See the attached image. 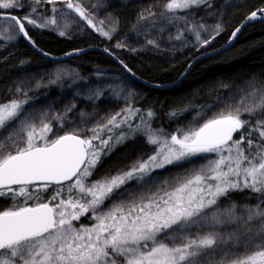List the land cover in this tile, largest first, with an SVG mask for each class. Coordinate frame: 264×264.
I'll return each instance as SVG.
<instances>
[{"label": "snow or ice", "instance_id": "snow-or-ice-1", "mask_svg": "<svg viewBox=\"0 0 264 264\" xmlns=\"http://www.w3.org/2000/svg\"><path fill=\"white\" fill-rule=\"evenodd\" d=\"M106 6L107 0L92 5ZM64 8L109 40L119 27L112 13L107 29L105 20L95 23L96 14L79 0H0V10H12L0 11V47L23 36L42 51L26 23L66 36L79 21ZM201 8L207 16L221 14L207 11L213 0H155L137 9L131 26L140 48L128 45L127 35L115 47L174 52L189 46V35L206 47L223 27L197 20ZM258 14L264 8L247 19ZM65 75L77 83L78 73L61 69L47 85L43 78L33 83L28 75L18 77L0 100V264H264V82L246 81L239 100L229 91L212 103L178 102L169 119L195 112L169 132L154 126L156 111L137 106L135 90L118 76L95 83L79 77L85 82L61 111L36 106L39 98L30 93ZM76 97L90 101L91 111L76 110ZM102 97L124 103L98 116ZM141 142L151 147L145 151ZM125 145L115 171L99 172L104 159ZM234 192H247L245 199L255 203L238 204Z\"/></svg>", "mask_w": 264, "mask_h": 264}, {"label": "trees", "instance_id": "trees-1", "mask_svg": "<svg viewBox=\"0 0 264 264\" xmlns=\"http://www.w3.org/2000/svg\"><path fill=\"white\" fill-rule=\"evenodd\" d=\"M154 2L155 0H107V6L97 10L92 7L96 0H79V3L96 14L95 23L97 24L105 20L108 13L119 18V27L113 33L111 40L87 26L86 22L81 20L76 13L66 8L64 11L69 12L79 21V26L72 24L66 36L61 37L57 31L36 28L26 23V28L38 49L49 53V56L62 58L67 56V53L90 47L108 48L114 56L119 57V60L122 59L132 68L136 73L135 76L145 84L134 79L104 52L89 51L62 62L48 60L33 51L20 36L8 46L0 47V100L6 98V89L12 86L18 77L28 75L32 77L33 83L43 78V83L47 85L48 78L57 69L65 70L69 74L78 73V77H75L76 84H73L74 75H65V78L58 84L41 87L30 93L39 98L36 106L51 104L53 111H61L65 104L72 101L73 89L85 82L79 77L95 83L97 79L114 80L118 76L127 88L135 90L137 106H150L156 111L154 126H162L166 131L171 132L178 126H184L192 119L195 112L193 109L185 112L178 120L169 119L167 115L169 109L178 102L181 104L191 102L197 105L212 103L217 96L226 97L229 91L234 93L236 100H239L243 93L238 89L248 90L246 81L255 77L264 82V20L258 19L251 22L242 30L235 43L223 50L232 41V32L244 24L251 11L264 8V0H213V8L207 11L221 9V14L216 16H207L203 8L196 10L198 19L204 17V22L209 25L220 22L223 27V31L206 47L197 46L194 37L189 35V46L174 52L147 49L132 52L128 48L117 49L116 42L124 40L125 35L128 36L126 41L128 45L140 48V43L131 32V26L135 23L137 9ZM159 2L163 4L164 0H159ZM59 6L63 7L62 4ZM45 7L49 9L48 14L50 15L51 6L45 5ZM0 11L11 12L12 10ZM258 15L264 16V14ZM0 23L5 24V21L0 20ZM107 27L108 21L105 20V28ZM202 35H208V33H202ZM164 47L167 48L169 45L165 44ZM21 60L27 62L21 65ZM97 72L104 75L97 77ZM186 73H188L186 78L177 84ZM222 83L230 84L231 88L224 89L221 86ZM69 85L72 87L69 88ZM107 95L106 91L105 96ZM96 103L100 108L97 115L103 116L106 112L119 108L124 101L102 97ZM26 107L31 108L33 105L29 104ZM79 109L91 111V102L82 97H76V110ZM69 116H75V110L69 113ZM242 118L249 119L248 114L245 113ZM252 119L254 122L255 118ZM238 136L239 133H236L234 138ZM141 144L146 145L143 142ZM126 148L127 145L117 148L104 159L98 171H115V162L122 161ZM247 195V192H234L232 199L238 204L245 202L254 204L255 200L245 199ZM4 206L3 198H0V208ZM81 221L88 222L85 217H82Z\"/></svg>", "mask_w": 264, "mask_h": 264}, {"label": "water", "instance_id": "water-1", "mask_svg": "<svg viewBox=\"0 0 264 264\" xmlns=\"http://www.w3.org/2000/svg\"><path fill=\"white\" fill-rule=\"evenodd\" d=\"M264 20V16H259L258 15V18L257 19H254V20H246L245 22H244V24H243V26L242 27H240V32H238L237 34H236V36H235V38H233L232 39V41L223 49V50H226V49H228V48H230L234 43H235V41L237 40V38H238V36L240 35V33L242 32V30L247 26V25H249L251 22H253V21H255V20ZM0 20H4L3 18H0ZM22 38L25 40V42L30 46V48L33 50V51H35L37 54H39L41 57H43V58H45V59H48V60H55V61H60V62H62V61H65V60H67V59H69V58H71V57H74V56H77V55H82V54H85V53H87V52H89V51H101V52H104V53H106V54H108L124 71H126L124 68H123V65H121L120 64V62H119V59H117V57L116 56H114V55H110L109 53H107V52H105L104 51V49H102V48H99V47H90V48H87V49H83V50H80V51H76V52H73V53H71V55H67V56H65V57H62V58H56V57H52V56H44L43 55V52L42 51H38L37 50V48H34L23 36H22ZM208 56V55H207ZM206 57V56H205ZM127 72V71H126ZM128 73V72H127ZM128 74H130L131 76H132V74L131 73H128ZM187 74L188 73H186V75L177 83V84H179L180 82H182L185 78H186V76H187ZM134 79H136V80H138L139 82H141V83H144L145 84V82L144 81H141L139 78H137V76H132ZM235 135V134H234Z\"/></svg>", "mask_w": 264, "mask_h": 264}, {"label": "rangeland", "instance_id": "rangeland-1", "mask_svg": "<svg viewBox=\"0 0 264 264\" xmlns=\"http://www.w3.org/2000/svg\"><path fill=\"white\" fill-rule=\"evenodd\" d=\"M195 17H196L197 20H199V19L197 18V13H195ZM4 25H5V24H1V23H0V28H2ZM173 31H174V29H173ZM120 106H122V104H120ZM142 146H143V148H144L145 151H147V150L151 147L150 145H142ZM198 162H201V163H202L203 161H198ZM101 173H102V171H101Z\"/></svg>", "mask_w": 264, "mask_h": 264}]
</instances>
